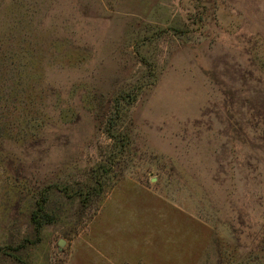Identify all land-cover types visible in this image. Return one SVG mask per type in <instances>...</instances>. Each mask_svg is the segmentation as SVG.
Returning <instances> with one entry per match:
<instances>
[{"label": "rangeland", "instance_id": "374dc122", "mask_svg": "<svg viewBox=\"0 0 264 264\" xmlns=\"http://www.w3.org/2000/svg\"><path fill=\"white\" fill-rule=\"evenodd\" d=\"M260 103L264 0H0V264H264Z\"/></svg>", "mask_w": 264, "mask_h": 264}, {"label": "trees", "instance_id": "16d2710c", "mask_svg": "<svg viewBox=\"0 0 264 264\" xmlns=\"http://www.w3.org/2000/svg\"><path fill=\"white\" fill-rule=\"evenodd\" d=\"M253 116L255 117V119L257 120V124H256V133H255V138L258 139L259 141H263L264 140V104L260 103L258 105V107H256V110L253 111ZM255 160L257 162H261V160H259V158H255Z\"/></svg>", "mask_w": 264, "mask_h": 264}, {"label": "water", "instance_id": "95a60500", "mask_svg": "<svg viewBox=\"0 0 264 264\" xmlns=\"http://www.w3.org/2000/svg\"><path fill=\"white\" fill-rule=\"evenodd\" d=\"M58 245L59 246H62L63 245L62 241H59Z\"/></svg>", "mask_w": 264, "mask_h": 264}]
</instances>
